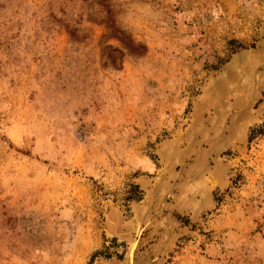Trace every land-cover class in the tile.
I'll use <instances>...</instances> for the list:
<instances>
[{"label": "rangeland", "instance_id": "1", "mask_svg": "<svg viewBox=\"0 0 264 264\" xmlns=\"http://www.w3.org/2000/svg\"><path fill=\"white\" fill-rule=\"evenodd\" d=\"M133 242L264 264V0H0V264Z\"/></svg>", "mask_w": 264, "mask_h": 264}, {"label": "bare ground", "instance_id": "2", "mask_svg": "<svg viewBox=\"0 0 264 264\" xmlns=\"http://www.w3.org/2000/svg\"><path fill=\"white\" fill-rule=\"evenodd\" d=\"M135 247V243L133 242L132 244V249L131 251L129 252V255L127 256L128 257V263L129 264H132V251H133V248Z\"/></svg>", "mask_w": 264, "mask_h": 264}, {"label": "trees", "instance_id": "3", "mask_svg": "<svg viewBox=\"0 0 264 264\" xmlns=\"http://www.w3.org/2000/svg\"><path fill=\"white\" fill-rule=\"evenodd\" d=\"M93 258V257H92Z\"/></svg>", "mask_w": 264, "mask_h": 264}]
</instances>
